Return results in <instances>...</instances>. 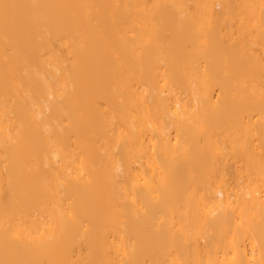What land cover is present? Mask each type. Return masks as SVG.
<instances>
[{
	"label": "bare ground",
	"instance_id": "obj_1",
	"mask_svg": "<svg viewBox=\"0 0 264 264\" xmlns=\"http://www.w3.org/2000/svg\"><path fill=\"white\" fill-rule=\"evenodd\" d=\"M0 264H264V0H0Z\"/></svg>",
	"mask_w": 264,
	"mask_h": 264
}]
</instances>
